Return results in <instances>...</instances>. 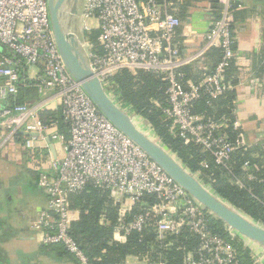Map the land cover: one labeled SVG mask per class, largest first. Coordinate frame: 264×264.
Masks as SVG:
<instances>
[{
	"label": "built area",
	"instance_id": "built-area-1",
	"mask_svg": "<svg viewBox=\"0 0 264 264\" xmlns=\"http://www.w3.org/2000/svg\"><path fill=\"white\" fill-rule=\"evenodd\" d=\"M219 2L221 10L210 20L203 46L188 58L182 56L178 45L182 21L171 12V0H84L81 27L83 33L98 31L95 43L83 36L84 47L92 69L114 102L135 113L120 101L112 79L118 71L143 70L158 75L166 82L167 105L161 110L170 133L208 151L220 165L235 151L246 150L238 132L236 109L220 121L193 112L197 99H216L231 87L226 71L237 56L231 32L232 5L229 0ZM212 47L220 51L214 68L198 81L187 78L182 67ZM20 85L37 89L35 102H13ZM57 108L67 137L56 124H46L39 117L41 111ZM136 115L142 123L144 117ZM148 128L153 130L150 125ZM22 131L38 134L26 136L30 155H40V148L47 150L50 171L38 173L47 208L33 222L41 243L61 244L76 264H91L70 234L78 211L70 207L68 194L92 183L125 196L132 205L146 204L148 214L157 218L154 226L159 239L182 227L196 235V257L189 253L188 264H241L233 242L242 238L226 228L227 237L212 232L208 210L101 114L70 76L52 35L47 0H0V151L19 143ZM53 141L61 144V153ZM41 160L38 158L37 165ZM248 166L249 161H244L243 167ZM145 195L153 196L154 203L144 201ZM145 225L142 214L130 222L120 216L115 231L128 234ZM258 262L255 259L252 264Z\"/></svg>",
	"mask_w": 264,
	"mask_h": 264
},
{
	"label": "trees",
	"instance_id": "trees-1",
	"mask_svg": "<svg viewBox=\"0 0 264 264\" xmlns=\"http://www.w3.org/2000/svg\"><path fill=\"white\" fill-rule=\"evenodd\" d=\"M211 1L217 3V0ZM183 10L184 8L181 11ZM184 16L183 12L179 14V17ZM97 35L98 31L92 30L85 36L87 40L95 43ZM216 49L220 56L219 49ZM227 70L228 76L230 67ZM112 79L120 92V101L130 105L136 114L146 118L162 143L191 172L196 173L200 181L210 186L218 196L264 225V169L255 172L254 180H246L241 169L244 161L253 163L249 149H239L225 164H216L208 151L193 143L184 142L168 130L161 110L167 105L166 82L158 75L143 70L122 69L114 74ZM38 96L34 86L20 85L13 102L32 103ZM234 97L235 91L232 89L226 90L213 100L202 97L194 102L193 112L203 115L204 118L228 117L233 108ZM39 117L46 124H56L59 132L67 137V127L63 123L59 108L53 111L43 110ZM24 138L23 134H18L19 140ZM202 162L205 165H202ZM236 179L240 183L236 182ZM142 199L148 204L154 203L153 196L145 195ZM68 200L70 207L78 211L77 218L71 222L70 234L91 264H122L128 254L145 258L148 264H159L161 261L165 264H188L187 255L194 254L199 245L198 237L186 227H182L178 233L159 239L154 226L157 218L148 214L147 205L137 202L130 210L121 209L119 204L113 202V191L110 189L87 183L80 191L69 193ZM141 214L146 217V225L141 231L133 230L128 234L115 231L120 216L125 222H130ZM207 219L212 232L227 237L220 219L211 215ZM233 243L240 263L252 264V249L241 239Z\"/></svg>",
	"mask_w": 264,
	"mask_h": 264
},
{
	"label": "crops",
	"instance_id": "crops-1",
	"mask_svg": "<svg viewBox=\"0 0 264 264\" xmlns=\"http://www.w3.org/2000/svg\"><path fill=\"white\" fill-rule=\"evenodd\" d=\"M171 1V12L178 17L181 12L185 13L184 17H179L182 23L178 28L177 39L182 56L188 58L203 46V34L210 26L212 17H216V13L221 10V4L219 0L216 4L211 0ZM229 1L232 5L231 32L237 56L230 66L231 77L226 74V80L231 85L229 89L235 91L232 103L237 111L238 132L253 159L251 164L248 160V167L242 164L241 169L246 180H254L255 172L264 169V0ZM83 34L86 35V32ZM217 51L212 47L185 64L182 70L187 78L198 81L211 71L219 58ZM222 118L211 119L220 121ZM24 137L19 143L5 146L7 158L0 162L3 164L0 167V264H76L75 257L63 245L41 243L39 233L33 227L40 211L47 208V197L38 184V173L44 169L49 173L50 170L47 150L40 148V155H30L25 145L27 138ZM56 148L61 153V144L56 145ZM3 157L1 149L0 158ZM41 157V165L34 167L29 163L33 158L38 160ZM236 182L240 183L238 179ZM113 202L124 210L132 207L127 200L121 201L115 194ZM243 241L252 249V260L257 256V261L264 264V259L260 258V255L264 258L261 249ZM122 264L148 262L145 258L128 254Z\"/></svg>",
	"mask_w": 264,
	"mask_h": 264
},
{
	"label": "water",
	"instance_id": "water-1",
	"mask_svg": "<svg viewBox=\"0 0 264 264\" xmlns=\"http://www.w3.org/2000/svg\"><path fill=\"white\" fill-rule=\"evenodd\" d=\"M83 3L84 0H47L52 35L70 76L80 84L101 114L207 209L212 217L220 219L224 228L232 230L256 249L260 248L264 255V226L200 181L195 173L168 150L154 131L148 128L149 122L146 118L139 123L135 113H128L106 93L92 69L84 47L81 27ZM21 133L25 136H38L37 133ZM47 142L54 154L52 143L49 139Z\"/></svg>",
	"mask_w": 264,
	"mask_h": 264
},
{
	"label": "rangeland",
	"instance_id": "rangeland-1",
	"mask_svg": "<svg viewBox=\"0 0 264 264\" xmlns=\"http://www.w3.org/2000/svg\"><path fill=\"white\" fill-rule=\"evenodd\" d=\"M91 32V31H90ZM118 105L120 104L121 105V103H117ZM124 107V106H123ZM53 143L55 144V145H57V142L56 141H53ZM2 151L4 152V157L3 158H0V162H1V159L2 160H5L7 157L5 156L7 153H6V147L4 146L3 147V149H2ZM37 159V158H36ZM36 159H33V160H31V161H29V163L30 164H32V165H34V167H37V166H39V165H37V163H36ZM16 164V163H15ZM1 165H3V164H0V167H1ZM21 165V164H20ZM37 165V166H36ZM46 169H44L43 170V172H46L45 171ZM115 194V196L118 198V199H121V201L123 200L124 201V199L126 198L125 196H123V195H121V194H117V193H114ZM114 194H113V196H114ZM256 257V260H257V256H255ZM260 258L263 260L264 258H262V256L260 255ZM258 263H260V264H262L261 262H258Z\"/></svg>",
	"mask_w": 264,
	"mask_h": 264
}]
</instances>
